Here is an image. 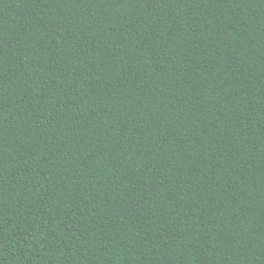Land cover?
I'll return each instance as SVG.
<instances>
[{
    "label": "trees",
    "instance_id": "1",
    "mask_svg": "<svg viewBox=\"0 0 264 264\" xmlns=\"http://www.w3.org/2000/svg\"><path fill=\"white\" fill-rule=\"evenodd\" d=\"M0 264H264V0H0Z\"/></svg>",
    "mask_w": 264,
    "mask_h": 264
}]
</instances>
